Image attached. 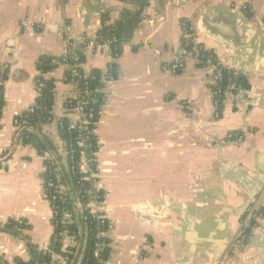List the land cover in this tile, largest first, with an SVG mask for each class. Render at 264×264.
Segmentation results:
<instances>
[{"label": "crops", "instance_id": "crops-1", "mask_svg": "<svg viewBox=\"0 0 264 264\" xmlns=\"http://www.w3.org/2000/svg\"><path fill=\"white\" fill-rule=\"evenodd\" d=\"M183 21L227 74L218 120L212 66L162 69L173 62ZM64 25L117 39L118 58L111 45L80 48L84 73L114 68L94 130L110 223L105 264H264V0H0V222L29 226L17 236L0 232V264L28 261L30 245L46 250L52 238L46 155L18 143L13 122L36 101L38 59L62 54ZM64 72L43 76L53 81L55 118L71 89ZM42 130L61 150L56 125ZM232 132L243 142L228 141ZM254 182L261 191L245 210ZM252 211L263 219L242 234Z\"/></svg>", "mask_w": 264, "mask_h": 264}, {"label": "built area", "instance_id": "built-area-1", "mask_svg": "<svg viewBox=\"0 0 264 264\" xmlns=\"http://www.w3.org/2000/svg\"><path fill=\"white\" fill-rule=\"evenodd\" d=\"M245 9V7L243 8ZM30 24L23 22L22 26L27 27ZM181 39L180 46L175 52L173 62L169 66H163L162 69L177 74L182 72L188 62L199 65L202 62L201 53L210 52L200 44L194 33L191 32L189 24L185 21L180 23ZM64 48L58 61H54L58 66L64 68L63 81L70 86V92L64 98V113L62 116L55 118L53 124L58 128V132L62 129L68 134V140L62 141V149L58 150L57 157L63 159L64 173L71 179H74L72 185L66 186L61 182L63 168L59 164V168L52 170V158L45 154L44 162H49L47 166L44 163V173L50 175L49 179L44 183L46 189L51 190V196L46 199L52 211L53 234L51 241L56 242L60 246L62 255H54L58 262L55 264L70 263V254L77 247L78 241L76 235L61 229L55 232L60 226L72 224V212L81 216L85 225V232H93L96 242L92 251V260L94 264H105L104 253L108 250L107 233L110 223L107 217L106 193L104 192L100 182V166L98 162V153L100 144L95 138V125L98 118V109L100 110L105 104V88L110 84L114 77L109 73L113 69L112 66L106 72L97 75L94 72L84 73L81 69L83 57L80 48L88 46H96L101 50L113 48V57L118 58L117 39L114 35L106 41L98 39L97 36L91 35H74L70 25L63 26ZM153 56L156 58L161 53L158 47H151ZM209 66L213 68L212 74V105L214 108V118H220L221 104L224 101L226 89L223 87V69L218 64L216 57L212 52ZM99 79L101 86H93L92 83ZM43 84L35 82L34 92L36 98L40 95ZM37 110L34 105L26 112L32 114ZM22 115V114H20ZM18 115V116H20ZM14 127L18 129L17 121L14 119ZM227 140L234 143H242L244 136L239 133H229ZM61 163V162H60ZM66 195H70L73 200L72 210H59L56 202H65ZM59 219L57 220V216ZM254 218L256 225L263 219V215L252 211L250 216ZM242 234L249 229V224L243 220L240 225ZM47 250V249H46ZM144 259V254H138V262Z\"/></svg>", "mask_w": 264, "mask_h": 264}, {"label": "trees", "instance_id": "trees-1", "mask_svg": "<svg viewBox=\"0 0 264 264\" xmlns=\"http://www.w3.org/2000/svg\"><path fill=\"white\" fill-rule=\"evenodd\" d=\"M190 27V25H189ZM191 28V27H190ZM193 33V31L191 30ZM112 32L102 31L97 37L102 41H106L110 39ZM202 62L199 66H204L210 63L211 61V53L203 52L201 53ZM54 61H58L56 58L41 56L37 61V70L40 73V76L36 79V82H41L43 84L40 95L36 98L35 104L37 106V110L30 114L28 112L23 113L20 116H16L15 120L18 125V139L17 142L22 145H29L33 147L38 155L48 154L52 158L54 168H59V164L63 168L61 175V182L66 186L72 185L75 181L71 179L66 173H64V166L59 157H57L56 147L53 145L49 135L46 134L42 127L51 125L55 120V117L51 113L52 103H53V81L45 80L43 76L48 74L58 65L54 63ZM114 69V68H113ZM113 69L109 70V73L113 74ZM68 74V72H64ZM97 75L99 72L94 71ZM99 75H97L98 78ZM223 87H226V77L227 74L223 70ZM93 86H101L99 79L96 82L92 83ZM1 82H0V118H1V108H2V97H1ZM99 111V109H98ZM59 137L62 141L68 140V134L64 129L59 131ZM61 162V163H60ZM46 163V162H45ZM49 165V162L46 163ZM50 175L48 173L43 174V196L45 199L48 196H51V190L46 189V185L44 183L49 179ZM65 202H56V207L59 210H72L73 200L70 195H66L64 198ZM262 214L261 212H258ZM59 219V215L57 216V220ZM256 222L252 220V223L249 224V229L245 232H249L253 229ZM0 226L3 227V230L0 232H6L13 235H20L23 231L29 230L28 224L24 220H14L9 219L5 223L0 222ZM61 229L66 230L69 233L76 235L78 245L74 248L69 256L70 263L68 264H94L92 260V251L94 250V244L96 242L95 234L93 232H85V225L82 222L81 216L72 212V224L65 225L63 228L58 226L55 232L60 231ZM28 240V237L26 238ZM31 258L28 261H22L20 259H14L13 264H55L53 261V256L58 255L60 257L62 252L60 251V246L56 242L50 241V245L47 250H39L33 245H30ZM108 250L104 253V260L107 259Z\"/></svg>", "mask_w": 264, "mask_h": 264}, {"label": "water", "instance_id": "water-1", "mask_svg": "<svg viewBox=\"0 0 264 264\" xmlns=\"http://www.w3.org/2000/svg\"><path fill=\"white\" fill-rule=\"evenodd\" d=\"M258 26H261V23H258ZM253 29L256 30L257 28L253 27ZM217 149H218L217 150V155H218L217 159H218L219 163L222 166L221 172L224 173V174H227L226 171H228V169L231 168L232 166L222 160L221 155H220V147H219V145H218ZM240 179H244V177L241 176ZM240 179H239V181H237L239 184L241 183ZM261 184H262L261 182L260 183L254 182L251 191H249L247 193V202H246V205H245V210H247L250 207V205L254 202V200L257 198L258 194L261 191Z\"/></svg>", "mask_w": 264, "mask_h": 264}, {"label": "rangeland", "instance_id": "rangeland-1", "mask_svg": "<svg viewBox=\"0 0 264 264\" xmlns=\"http://www.w3.org/2000/svg\"><path fill=\"white\" fill-rule=\"evenodd\" d=\"M56 153H58V151L56 150ZM59 154V153H58ZM61 161L63 162V159H61Z\"/></svg>", "mask_w": 264, "mask_h": 264}]
</instances>
